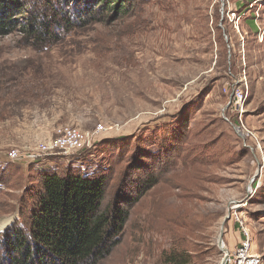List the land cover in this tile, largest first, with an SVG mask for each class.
I'll return each instance as SVG.
<instances>
[{
	"label": "rangeland",
	"instance_id": "374dc122",
	"mask_svg": "<svg viewBox=\"0 0 264 264\" xmlns=\"http://www.w3.org/2000/svg\"><path fill=\"white\" fill-rule=\"evenodd\" d=\"M114 2L119 13L44 49L0 36V231L30 210L43 173L100 169L104 203L125 192L129 218L98 264H165L172 250L220 264V243L240 236L232 211L264 264V0ZM66 127L90 147L65 156ZM151 175L129 205L125 183Z\"/></svg>",
	"mask_w": 264,
	"mask_h": 264
},
{
	"label": "trees",
	"instance_id": "16d2710c",
	"mask_svg": "<svg viewBox=\"0 0 264 264\" xmlns=\"http://www.w3.org/2000/svg\"><path fill=\"white\" fill-rule=\"evenodd\" d=\"M115 4L114 0H0V36L19 31L28 45L44 49L95 20L96 13L107 15L111 6L119 13L121 5ZM106 179L100 169L85 174L43 173L30 210L0 231V264H98L108 257L123 238L129 209L121 205L127 199L125 192L104 203ZM132 180L124 186L130 188L129 205L134 194L140 196L157 183V176ZM171 252L165 253V264H192L190 253Z\"/></svg>",
	"mask_w": 264,
	"mask_h": 264
},
{
	"label": "built area",
	"instance_id": "2783aa9c",
	"mask_svg": "<svg viewBox=\"0 0 264 264\" xmlns=\"http://www.w3.org/2000/svg\"><path fill=\"white\" fill-rule=\"evenodd\" d=\"M245 99V95L241 91H236L234 93L233 106L236 111H240L242 107L243 100ZM99 131H106L107 128L104 125H98ZM61 134L55 140V144L63 149V154L65 156L71 155L70 150H80L86 147H90L89 133H82L76 128L66 127L59 130ZM97 132L96 134H98ZM88 141V142H87ZM89 144V145H86ZM91 143V142H90ZM86 145V146H85ZM85 146V147H84ZM46 155L53 154H39V155H31L32 158L36 159ZM17 155L8 152L6 154V159L8 161H14L17 159ZM231 220L235 223L238 231L240 232V236L238 242L233 248L225 247V244H221V251L223 253V264H260L261 256L258 254L252 244V239L250 237L249 231L242 220V217L238 214L237 211H232L230 214ZM221 260V261H222Z\"/></svg>",
	"mask_w": 264,
	"mask_h": 264
},
{
	"label": "water",
	"instance_id": "95a60500",
	"mask_svg": "<svg viewBox=\"0 0 264 264\" xmlns=\"http://www.w3.org/2000/svg\"><path fill=\"white\" fill-rule=\"evenodd\" d=\"M229 218V215H227L226 217H225V220H227ZM220 246H221V243H220ZM221 248V247H220ZM220 264H223V260L220 262Z\"/></svg>",
	"mask_w": 264,
	"mask_h": 264
},
{
	"label": "bare ground",
	"instance_id": "6f19581e",
	"mask_svg": "<svg viewBox=\"0 0 264 264\" xmlns=\"http://www.w3.org/2000/svg\"><path fill=\"white\" fill-rule=\"evenodd\" d=\"M2 222V221H1ZM3 224V223H2Z\"/></svg>",
	"mask_w": 264,
	"mask_h": 264
}]
</instances>
